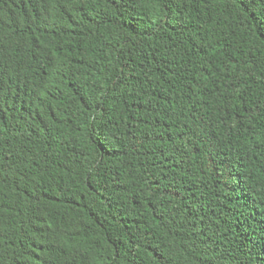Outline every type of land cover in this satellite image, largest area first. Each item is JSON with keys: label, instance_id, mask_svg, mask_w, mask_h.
I'll return each mask as SVG.
<instances>
[{"label": "trees", "instance_id": "trees-1", "mask_svg": "<svg viewBox=\"0 0 264 264\" xmlns=\"http://www.w3.org/2000/svg\"><path fill=\"white\" fill-rule=\"evenodd\" d=\"M0 264H264V0H0Z\"/></svg>", "mask_w": 264, "mask_h": 264}, {"label": "snow or ice", "instance_id": "snow-or-ice-1", "mask_svg": "<svg viewBox=\"0 0 264 264\" xmlns=\"http://www.w3.org/2000/svg\"><path fill=\"white\" fill-rule=\"evenodd\" d=\"M142 2H145V0H142ZM152 2H153V3H155V2H156V0H152Z\"/></svg>", "mask_w": 264, "mask_h": 264}]
</instances>
